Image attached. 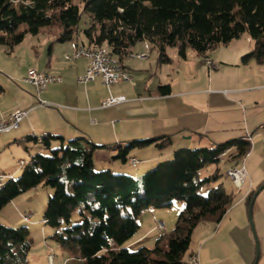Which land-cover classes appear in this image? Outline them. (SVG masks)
<instances>
[{
	"label": "trees",
	"instance_id": "16d2710c",
	"mask_svg": "<svg viewBox=\"0 0 264 264\" xmlns=\"http://www.w3.org/2000/svg\"><path fill=\"white\" fill-rule=\"evenodd\" d=\"M0 0V44L11 50L27 33L58 28L57 41L76 39L81 31L90 46L105 47L121 64L133 48L147 41L158 52L160 64L171 61L167 51L178 49L186 59L192 49L204 61L211 51L227 45L248 32L254 41L242 62L264 63V0ZM86 27L80 29L83 16ZM51 48V46H50ZM1 88V86H0ZM163 95L169 85L159 87ZM60 136L41 139L50 154L36 153L0 187V211L23 192L44 183L55 189L44 213L47 224L57 230L50 236L71 257L84 264H186L196 227L202 222L219 223L234 203L235 194L223 184L199 193L200 186L215 180L219 172L199 180L198 173L226 155L242 158L251 141L242 138L218 143L213 148L179 149L172 160L159 164L140 177L96 170L94 154L98 145L85 138H73L51 148ZM27 140H37L28 135ZM173 143L172 135L132 140L121 146L116 158L127 162L135 148L154 144L161 150ZM235 152L232 153V149ZM131 164V163H130ZM135 167V166H134ZM258 184L247 196L250 202ZM68 189L70 193L68 192ZM184 202L175 227L158 239L155 248L131 250L126 243L139 229V217L147 209L169 208ZM80 207L82 221L71 224ZM66 224L65 227H62ZM168 242V248L163 244ZM32 248L27 226L0 223V264H28Z\"/></svg>",
	"mask_w": 264,
	"mask_h": 264
},
{
	"label": "crops",
	"instance_id": "0c3cea01",
	"mask_svg": "<svg viewBox=\"0 0 264 264\" xmlns=\"http://www.w3.org/2000/svg\"><path fill=\"white\" fill-rule=\"evenodd\" d=\"M50 46L47 54L37 53V59L43 61L45 65L44 69L39 71L61 77L62 80L51 82L45 90L38 92L35 86L24 80L28 69L34 66H29L19 79L13 77L19 83H12L13 100L0 103V117L8 118L17 109H26L29 113L18 128L0 135V152L7 147L18 145L31 153V159L36 153L46 154L49 151L41 142V139L48 134L63 138L52 139L51 148H56L61 143L65 144L70 139L82 137L98 145L94 154L95 168L98 164L101 170L112 171V167L122 169L119 159L115 156L121 146L132 140L152 139L169 134L173 138L171 146L189 147L192 144L190 140L195 138L200 143L207 138L211 143L217 144L219 140H216L218 138L215 139L214 135L222 136L228 131L227 125L231 124L229 112L231 110L239 112V106L242 105H245L247 122L250 121V125L248 123V126L243 128L244 133L239 131L234 137L250 140L252 144L256 141L253 133L259 131L264 135V97L254 101L248 95L252 91H264V63H259L255 59L248 63H243L241 60L242 56L250 52L254 46L248 51L237 48L230 53L210 54L211 60L222 64L217 68H211L209 65L208 68L204 67L203 59L196 54L197 65L192 70L187 66L188 57L191 55L189 51L186 59L180 56L177 59L175 55L168 53L171 61L160 64L158 53H151L156 49L147 41H141L134 48L137 55L144 54V56H133V50V54L125 57L121 62L123 69L131 76V81L116 83L110 87L104 84L100 76L91 82H78L77 78L86 72L89 60L81 57L69 61L66 55L73 54L80 46H88L81 34L76 39L59 45L57 49L52 44ZM253 61L255 65H251V72L245 75L235 74L226 69L232 66L239 67L241 63L250 65ZM8 80L10 82L11 78L8 77ZM246 82L253 84L247 86ZM2 84H0V92L7 94V87ZM162 85L170 86L169 94L163 95L159 92L158 89ZM110 95H124L127 101L104 107L103 101ZM252 103L257 107L254 112L248 114L246 107L251 106ZM251 122L255 127H251ZM28 135L35 136L37 140H27ZM31 141H34V145ZM254 145V152L249 151L245 157L250 159L252 155L262 150V159H264V147L260 144V140ZM170 147L164 150H169ZM164 150L150 144L133 149L129 158H138L139 164L143 163L141 171H144L154 167L158 161H162L161 151ZM173 151L171 149L169 154ZM28 161L24 160L25 163ZM243 166L246 170L244 187L248 186L247 198L248 194L264 181V160L250 168L245 164ZM10 171L9 165H0V174H7ZM260 193V216L257 227L260 254L257 264L264 259V189ZM236 206L230 207L217 224L203 222L207 225H204L202 231L201 252L200 249L193 250L199 253L201 264L216 261V257L221 256L220 253L223 256L220 258V263H227L231 259L232 264L255 263L257 250L250 222L248 223L243 216L242 207L238 210ZM151 212L158 217L164 215L158 209ZM140 217L139 229L126 246L130 249L142 246L155 248L158 240L153 238L152 242L148 238L155 229L160 228L152 223L150 220L152 218L148 214L143 215L141 220ZM166 225L169 224H164L162 229L166 228ZM139 230H143V233H138ZM50 234L46 227L43 228V238L37 241L46 258L51 250L57 252V254L54 252V256H49L51 264H54L56 259L57 264H70L74 259L81 260L71 257L58 244L60 247L52 246L53 243L48 238Z\"/></svg>",
	"mask_w": 264,
	"mask_h": 264
},
{
	"label": "rangeland",
	"instance_id": "374dc122",
	"mask_svg": "<svg viewBox=\"0 0 264 264\" xmlns=\"http://www.w3.org/2000/svg\"><path fill=\"white\" fill-rule=\"evenodd\" d=\"M75 3L82 6L80 0H74ZM86 21V15L83 16V20L80 24V29H84L86 27L85 24ZM59 34L58 28H42L41 31L38 34L33 33H27L24 40L17 46L14 47L13 50L9 48V46L5 44H0V84L6 85V92H0V103L3 104L4 102H9L13 100V90H12V83L17 82L19 83L15 78L19 79V76L22 75V73L29 68V66H34L33 68L39 70L44 69L43 61H40V59H37V53H48L50 45H54V47L57 49L59 45L65 44L67 42H58L56 41V38ZM81 36H83V33L81 31ZM139 44V43H138ZM253 38L248 32H245L242 34L240 38L232 40L231 43L228 45H221L220 47L214 49L211 51V55H215L216 53H230L233 52L237 48H242L244 50H251L253 45ZM134 50V55L137 57V51L136 48ZM191 55L188 57V68L194 69L196 67V53L192 50H188ZM151 53H158L157 50H152ZM167 53L172 54V56H176V58H179L178 55V49L176 47H170L167 51ZM174 53V54H173ZM142 55V54H141ZM210 59V58H209ZM204 61V60H203ZM255 61V60H254ZM252 62L250 65H244L241 63V66L236 67H227L226 69H229L232 73L238 74L241 73L242 75H245L247 72H251L250 66L255 65V62ZM217 66L221 65L219 62H214ZM204 67L208 68L207 63L203 62ZM170 66V65H169ZM171 67V66H170ZM174 67H177L174 65ZM31 68V67H30ZM8 77L11 78V81L9 82ZM15 77V78H13ZM2 84V85H3ZM253 83L246 82L247 86H251ZM249 97L253 98V100H258V98L264 97V91H252L249 94ZM257 98V99H256ZM255 103L251 106L246 107L247 113H252L256 109ZM245 105L239 106V112L238 110H231L229 113L230 115V121L231 124L227 125L228 131L224 133V135H214V138H218L216 140L218 143L225 142L227 140H230L232 138H236L234 136L239 134V131H242L244 133L243 128L245 126H248V123L250 125V121L247 122L246 117V110ZM260 116V115H259ZM259 116H257L259 118ZM247 122V123H246ZM251 127H255L253 123L251 122ZM232 128V129H231ZM241 129V130H240ZM253 131V129H251ZM238 133V134H237ZM6 134V133H5ZM254 137L256 138V141L252 142V147L250 150V153L254 152V144L255 142L260 140V144L264 147V135L261 132H255L253 133ZM221 140V141H220ZM224 140V141H223ZM192 141L191 145L189 147H177V146H171L169 150L161 151L162 154V161H158L154 167L151 169L157 167L159 164L167 162L172 160L174 153L179 149H195L199 147H208L213 148L217 144L211 143L209 139H203L200 143L197 138L190 140ZM33 144L34 141H31ZM194 143V144H193ZM34 145V144H33ZM176 147V149H174ZM173 149V153L169 154V151ZM31 150V149H30ZM262 150H259L255 155H252V158L248 159L247 157L243 156L242 158H232L231 155H226L221 159L219 162H212L205 166L203 169H201L198 173L199 180H203L205 177H208L210 175L215 174L217 171L219 172V177L215 180H211L210 182L204 183L200 186L199 193L202 195H207L211 188L216 187L220 184H223V186L226 188V190L229 193L235 194V201L233 203V207H238V210L242 207L243 216L245 219L250 222L249 219V208L247 206L246 201V194H247V187L245 186L243 189H238V185L234 184V181L227 175V171L230 168L238 167V166H247L250 168L251 166H255L260 164L264 159H262ZM235 152V149H232L233 154ZM36 153V152H34ZM21 154V155H20ZM46 154H50V151H47ZM261 154V155H260ZM31 156V153L24 150V148H20L18 145H14L12 147H7L3 151L0 152V165H9L11 168V171L7 173V180L14 175L16 178H18L22 172L23 167H21V161L29 160ZM132 156V155H131ZM244 160V162H243ZM119 165H121V168L118 169L117 167H112V172L114 174H128L136 177L142 176L147 171L151 170H144L141 171V167L143 163L138 164L137 167H132L130 164V160L127 162H123L121 159L118 160ZM96 170H101L100 165L97 164ZM68 192L70 193L69 189ZM55 193V189L50 186L46 185L44 183L38 185L35 188L29 189L19 196H17L12 202L4 206L0 211V223L4 224L6 226L10 227H21V226H27L30 229L31 232V239H32V248L30 250L29 256H28V264H51L49 262V256H54V250H51V252L46 256L42 253V248L38 245V241L41 237L43 238V228H47L50 231V235L48 236L49 240L52 241V246L54 247H60L59 244L50 238L53 232H55L57 229L53 226L47 224L44 220V213L47 208V203L49 198ZM263 193V192H262ZM260 193L261 195H263ZM261 195L258 196L257 200L254 203L253 206V221L255 224V229L257 232V236L259 238L258 233V224H259V209H260V199ZM238 202V204H235ZM185 204L182 201H176L173 206L169 208H151L149 211H145L143 215L148 214L150 216V220H152V223L157 225L158 222H162L167 227L164 229H155V232L151 235L148 240H151L153 242V238L155 240H158L162 234L170 232L176 224L178 215L180 211L184 208ZM158 209L161 211V213H164L163 217H158L157 215L154 216L153 212ZM80 207H78L75 212L72 215L71 218V224L79 223L82 221V217L80 216ZM160 213V212H159ZM143 215L140 217H143ZM28 216V219L25 220V217ZM149 220V221H150ZM140 224V223H139ZM204 225H207V223H201L198 225V227L195 229L192 235V241L190 248L187 251V254L191 253L193 250L199 251L201 248L200 240L202 237V231L204 229ZM250 225V223H249ZM66 224H63L62 227H65ZM159 228V227H158ZM251 229V226H250ZM145 230V229H144ZM252 231V230H251ZM140 234L143 233V230H139ZM253 234V233H252ZM254 237V236H253ZM260 239V238H259ZM255 241V239H254ZM58 244V245H57ZM166 248H168V242L166 241L163 244ZM154 246V245H151ZM140 247H137L131 250H137ZM153 248V247H152ZM201 252V249H200ZM57 254V252H55ZM221 256L216 257V261H213L208 264H232V259L229 262H221L220 258L223 257L222 253H220ZM218 256V255H217ZM75 258V257H74ZM80 261V262H79ZM233 262H235V259H233ZM259 262V259H258ZM58 260L56 259L54 264H57ZM70 264H84V261L81 260H73ZM258 264H264V259L258 263Z\"/></svg>",
	"mask_w": 264,
	"mask_h": 264
},
{
	"label": "built area",
	"instance_id": "2783aa9c",
	"mask_svg": "<svg viewBox=\"0 0 264 264\" xmlns=\"http://www.w3.org/2000/svg\"><path fill=\"white\" fill-rule=\"evenodd\" d=\"M143 57L144 54L137 55ZM81 57L88 58V66L86 72L78 76V82L87 83L94 81L97 77H101L104 84L110 87L113 84L121 83L124 81H131V76L123 69L117 68V59L115 57H110L107 50H98L97 46H81L77 52L73 54L66 55V59L69 61L76 60ZM207 65L211 68H217V65L211 59H206ZM25 82L36 87L38 92H42L46 89L49 83L55 81H61V77L47 74L45 72L39 71L33 67L28 69V74L25 77ZM127 101L124 95H110L103 101L104 107H111L118 105ZM29 111L26 109H17L10 114L8 118L0 117V135L4 132L11 131L12 129L18 128L19 124L28 115ZM250 137V136H249ZM251 138V137H250ZM252 139V138H251ZM139 159L132 157L130 163L132 166H137L139 164ZM25 162L21 161V166H24ZM230 178H234V184L238 185V189H243L246 180V170L244 166H238L230 171ZM1 178H8L6 174H0ZM28 216L25 217V220ZM158 227L162 229L164 223L158 222ZM189 264H201L199 260H193Z\"/></svg>",
	"mask_w": 264,
	"mask_h": 264
},
{
	"label": "water",
	"instance_id": "95a60500",
	"mask_svg": "<svg viewBox=\"0 0 264 264\" xmlns=\"http://www.w3.org/2000/svg\"><path fill=\"white\" fill-rule=\"evenodd\" d=\"M264 189V183L259 186L256 191L254 192V195L252 197V200L250 202V206H249V219H250V226H251V230H252V233H253V236H254V239H255V243H256V259H255V263L254 264H257L258 262V259H259V254H260V245H259V239H258V236H257V232H256V229H255V224H254V221H253V205L255 203V200L257 198V196L259 195V193Z\"/></svg>",
	"mask_w": 264,
	"mask_h": 264
},
{
	"label": "bare ground",
	"instance_id": "6f19581e",
	"mask_svg": "<svg viewBox=\"0 0 264 264\" xmlns=\"http://www.w3.org/2000/svg\"><path fill=\"white\" fill-rule=\"evenodd\" d=\"M80 47L77 48L76 52L79 50ZM97 49L98 50H107V48H105V47H97ZM107 53L109 54L110 57H112L108 50H107ZM117 68H123L122 65L118 61H117ZM235 167H233V168H235ZM233 168H230L227 171V175H229L230 171L233 170ZM231 179L234 181V178H231ZM6 182H7V178H1L0 179V187L3 186ZM193 260H199V253L198 252H192L191 254H189V256L187 257V260H186V264H189V262H192Z\"/></svg>",
	"mask_w": 264,
	"mask_h": 264
}]
</instances>
